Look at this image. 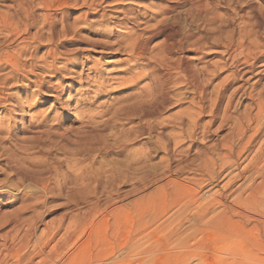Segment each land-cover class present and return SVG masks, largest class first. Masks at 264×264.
Wrapping results in <instances>:
<instances>
[{
  "label": "bare ground",
  "instance_id": "1",
  "mask_svg": "<svg viewBox=\"0 0 264 264\" xmlns=\"http://www.w3.org/2000/svg\"><path fill=\"white\" fill-rule=\"evenodd\" d=\"M80 1L84 18L98 15L97 20L89 24L79 17L82 18V25L91 28V31H107L108 34H100L102 39L114 38L111 44L109 41L105 44L100 41V47L108 49L112 55L127 56L126 60H116L114 64L133 62L127 63L125 72L131 75L128 82L134 87L145 79L153 83L152 86L141 87V92H138L143 100L141 106V102L137 105L139 107L135 113L140 123L136 128L133 127L136 131L131 130L136 138L153 135L156 142L154 150L162 153L159 159L161 170L154 178L163 184L156 191H162L161 194L174 203L175 208L167 215V219L181 220L170 230L168 238L173 239L177 246L187 249L188 241L194 239L197 231L212 229L226 236L223 246L227 244L234 251L232 253L245 256L236 255L243 259L233 261H230V257V262L225 258V264H259L258 257L249 256L252 254L247 244H253L254 234L264 237V82L258 79L264 69H257L259 64H264V8L260 7L259 0ZM80 1L0 0L2 3L7 2L6 12L0 13V36L3 41L0 44V109H7V113L0 117V162L11 178L16 177L17 181L33 189L21 197L24 213L28 211L33 214L39 204L55 198L53 190L56 185L53 188L50 186V169L43 158L48 150H57L70 144L75 148V155L81 156L97 154L101 149L98 135L93 133L97 128L93 130L91 127L99 123L91 119V125L85 127L91 128L89 133L93 134H83L72 127L73 122L66 125L61 108H50L48 113H41L34 118L28 116L25 119L26 128L22 122L25 109H31L34 105L27 92L34 88L30 91L35 95L41 89L48 90L42 77L39 78L35 71H39L38 74L40 71L45 72L54 79L65 73L62 80L53 84L55 99L70 91L76 78L80 80L78 74L74 73V77L73 72L66 69L68 65L62 64L58 69L55 67L59 58L56 53L58 47H51L40 60L37 55L43 33L47 41L53 43L57 21L67 35L71 28L76 30V25L80 26V21L77 24L72 22L71 26L67 24L68 15ZM101 5L110 7L108 13L101 9V14H97ZM38 9L43 11L40 16L35 13ZM52 11H59V20L55 19ZM182 17L190 18L196 24L191 26L188 23L182 27L179 25ZM111 25H115L116 30ZM157 39L160 42L153 44ZM183 54L202 57L197 60L198 66H192L189 60L183 58ZM210 55H215L218 60L205 64L203 59ZM69 66L75 67L74 63ZM13 87H23L22 98V95L8 93ZM172 103H185L187 107L176 113L172 123L163 126L156 115L161 108ZM15 125L22 128V135L30 136L17 137L13 131ZM52 129L58 132L54 133ZM224 131L225 134L219 139L212 140ZM91 137L92 142L89 141ZM126 148L123 147L124 150ZM32 150L41 156L26 159L18 157L20 151ZM170 151L172 157L169 156ZM149 153L146 150L140 159L133 158L134 165H141L135 173L130 172V165L126 167L132 176L135 175L138 185L145 187L150 174L142 166ZM76 162L72 164L75 170L80 163L78 160ZM128 171L110 169V177L115 178L111 179V183L114 181L117 185L116 178L127 177ZM9 175L0 178V195H12L19 191L17 182L12 183ZM88 175L89 180L97 184L96 171ZM222 175L227 178L223 189L205 195L203 191ZM36 192L40 193L39 197ZM184 195L187 199L181 200ZM40 198L42 202L38 203ZM78 203H82V199L74 200L72 204L75 206ZM88 203L95 206L99 200L91 199ZM251 209L259 210V216L254 217ZM38 218H31L32 221L28 223L23 218L18 220L20 217L17 216L13 220L27 222L26 229L16 237V243L9 244L8 241L6 244L4 240L0 244L6 253L16 250L18 255V249H22V264H44L52 260L55 249L59 251L62 247L57 248L58 239L55 241L60 227L43 243L38 239L39 243L37 240L30 241ZM2 226L0 224V228Z\"/></svg>",
  "mask_w": 264,
  "mask_h": 264
},
{
  "label": "rangeland",
  "instance_id": "2",
  "mask_svg": "<svg viewBox=\"0 0 264 264\" xmlns=\"http://www.w3.org/2000/svg\"><path fill=\"white\" fill-rule=\"evenodd\" d=\"M259 4L260 7L264 8V1L259 0ZM6 5L7 2H0V13L6 12ZM81 5L80 1L74 7V10H71L68 15L69 17H67V24L71 26L73 23L80 21V26L78 27L79 24L76 25V30L75 28H71L67 35L64 34L61 25L57 21L53 43H49L46 34L43 33L41 47L37 53L39 57L38 60H40L51 47H58L56 53L59 58L62 57L63 59L58 58L56 61L58 64L55 63V67L58 69L62 64L68 65L66 69L73 72V76L78 74L80 80L76 78L71 90L61 94L59 99H55V95L52 92V87H54L53 84L56 85L55 83L62 80L65 73L60 74V76L54 79L50 78L49 74L45 72L42 73V71H40L38 74L39 71H35V74H37L39 78L42 77L48 90L41 89L38 93H35V95L31 94L34 88L28 91L30 93L27 92L29 98L33 100L34 105L31 109H25L22 122L24 123V128H26L25 119H28V116L29 118H34L41 113H48L50 108H61L67 126L70 122H73L74 124L72 123V127L78 130V132L81 131V133H86V135H92L93 133L98 135L101 144L100 152L81 156L75 155V148L70 144L67 145V147L63 145L64 149L60 147V149L63 150H52V148L48 150L47 154L43 155V158L46 160V166L50 169L48 174L50 176V182L52 183H50V186H52L51 188L55 185L57 186V188H55V186L53 190L55 191V198L52 200L48 199L44 201L43 204H39L33 214L28 211L25 212V214L21 204V197L26 193L32 192L33 189L30 188L28 184L22 183L19 180L17 181L16 177L11 178L3 167V163L0 162V178L9 175L10 179H12V181L10 180L12 183L17 182V184H15L18 186L19 190L12 195H0V224L5 226L0 228V244L4 242V240L6 244L16 243V237L24 232L29 220H36L40 214L35 224L36 229L34 230V234L30 237V241L38 239L39 242L41 240V243H43L51 237L52 232H56L60 227L55 241L58 239V242L56 241L57 248L62 247L59 251L55 249V252H52L53 258L46 262L47 264H225V258L227 262L237 259L240 260L241 258L243 259V257L245 258V256L240 253H232L234 251L229 249L227 244H225L227 248L223 246L222 243L224 239H226V236L212 229H202V231L199 230L200 232L197 231L194 235L195 237H193L194 239H190V242L188 241L186 245L187 249L177 246L173 239L168 238L170 230L174 229L181 220L172 219V221L167 219V215L175 208L174 203L169 201L165 194L162 195V191H156L159 185L163 184L156 182V178H154L161 170L159 159L162 157V153L154 150L156 142L152 138L153 135H151V137L142 135L136 138L131 130L133 127L136 128L137 124L140 123L139 117L135 115L139 107L137 105H139V102L142 100L139 94L141 92L140 89L145 85L152 86L153 83L150 79H145L134 87L128 82L131 79V75L125 71L128 65L133 62L114 64L116 60H126L127 56H115L112 55L111 51L108 49L106 50L100 47L102 43L105 44L108 41L109 44H111L114 42L112 41L114 38L110 40L102 39L99 37L100 34H108L107 31L92 30L94 32L92 33L91 28L87 29L82 25L81 19L84 18V8L83 5L80 7ZM37 8L40 7L38 6ZM101 9H103L105 13H108L110 7L101 5V7L98 8L97 14H101ZM40 10L41 9H38L35 12L39 16L43 14V11ZM52 13L55 19L57 18L56 20H59V11H52ZM88 16L84 18L86 24L98 18V15L96 17ZM183 18L184 17L181 18L179 23L182 27L185 24L188 25V23L191 26L196 24V21H192L190 18ZM111 28L116 30L115 25H111ZM0 40V44H2V37ZM100 41H102V43ZM159 42L160 39H157L153 44ZM97 44L99 45L97 46ZM183 55L178 56L189 60L192 66H198L197 60L199 57H202L200 55L194 57L190 54ZM191 60L193 61L191 62ZM217 60L218 58L215 55H210L203 59L205 64H211ZM71 63H74V68L69 66ZM257 69L258 71L263 70L264 64H259ZM263 72L264 71L261 73L262 76L258 75V79H261V82H264ZM76 75L74 77H76ZM12 89L7 92L16 96L24 94L23 87H13ZM22 97L23 95L21 98ZM141 104L142 102L140 106ZM185 107H187L185 103H172L165 108H161L156 118L163 126H167L169 124L168 122L172 123V121H174L173 117L176 116V113H179ZM63 108L67 110L63 111ZM4 113H7V109H0V117H2ZM90 121L99 123V125L94 124L91 126L93 130L97 128L93 133H89L91 128L86 129L85 127L91 125L89 124ZM13 128H15L13 131L17 137L22 136L23 138H28L30 136H28V134L27 136L23 134V136L21 131L22 128L19 125H15ZM52 130L54 133L58 132L56 129ZM224 134L225 131L220 133L218 138L214 137L212 140L219 139ZM89 141L92 142L93 138H89ZM5 145L7 146L8 144L6 143ZM124 146L127 147L125 150L123 149ZM146 150L148 152L150 151V153L142 167L148 169L150 180L145 187L143 185H138L134 179L135 175L132 176L126 167L130 165V172L134 171L135 173L141 165H134L132 160L133 158L140 159ZM20 152L18 153V157L25 159L33 157L39 158L41 156L36 150ZM169 156L172 157V151H170ZM77 160L80 163L75 170L72 168V164L77 163ZM116 168L125 169L129 173L127 177H117V185L114 181H112L113 184L111 183V179L114 177L111 178L108 172L110 169L113 170ZM91 171H96V175L98 176L97 184H94L89 180L90 178H88V174ZM226 181L227 178L222 175L212 186L207 187L203 191L204 194L211 195L218 192L223 189V185ZM93 193L95 194V198L93 197ZM39 194V192H36V196L39 197ZM13 196H15V198H13ZM78 199H82V203H78V206H74L72 204L73 201ZM91 199L93 201L94 199H98L99 204L91 206V204L88 203ZM185 199H187L186 195L183 196V199L181 198V200ZM41 202L42 200L40 198L38 203ZM250 212L254 217L259 216V210L251 209ZM17 216L20 217L18 220L23 218L22 220H27L28 223L20 221L15 222L13 219ZM13 222L15 223L13 224ZM181 224L184 225V222ZM14 232L15 235H13ZM61 236L64 237L62 238ZM63 241L65 242L63 243ZM252 241L253 244L247 243L251 249L250 254H252L249 256L258 257L259 264H264L263 235L254 234ZM67 242H71V245ZM1 245L0 264H22L20 261V257L23 254L22 249H18V255L16 250H11L12 252L8 251L7 253L12 255L9 256L2 250ZM255 245H257V247H255ZM49 247H51V243ZM130 248L131 250L129 252ZM218 248H220L221 252ZM125 251L129 254L125 253ZM236 255L243 257L239 258Z\"/></svg>",
  "mask_w": 264,
  "mask_h": 264
}]
</instances>
